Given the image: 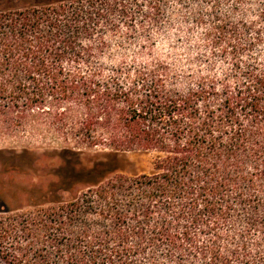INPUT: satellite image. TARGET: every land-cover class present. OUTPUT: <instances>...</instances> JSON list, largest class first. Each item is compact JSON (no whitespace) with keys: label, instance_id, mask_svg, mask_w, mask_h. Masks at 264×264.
Listing matches in <instances>:
<instances>
[{"label":"trees","instance_id":"16d2710c","mask_svg":"<svg viewBox=\"0 0 264 264\" xmlns=\"http://www.w3.org/2000/svg\"><path fill=\"white\" fill-rule=\"evenodd\" d=\"M127 1L111 0L105 8L124 17ZM193 1L205 5L192 14L203 30L195 61H225L218 75L200 73L193 59L177 67L153 54L105 65L69 30L72 20L88 22L83 5L64 24L65 7L0 12V129L51 135L62 153L94 150L104 159L85 171L89 186L79 196L62 197L21 223L8 217L6 234L27 227L58 232L89 248V256H80L86 261L75 264H95L88 259L94 248L108 246L118 249L119 260L138 254L150 264L160 257L161 264H195L201 256L211 264L235 242L220 224L238 209L247 231L262 234L258 256L248 252L242 260L264 264V0L175 5L183 11ZM145 2L147 14L157 17L167 0ZM48 23L67 31L56 29L52 46L62 48L63 60L50 65L29 57L50 47L29 28L38 32ZM141 152L155 153L150 173H117L113 161Z\"/></svg>","mask_w":264,"mask_h":264},{"label":"rangeland","instance_id":"374dc122","mask_svg":"<svg viewBox=\"0 0 264 264\" xmlns=\"http://www.w3.org/2000/svg\"><path fill=\"white\" fill-rule=\"evenodd\" d=\"M108 2L112 3L111 0H0V12L39 9L48 13L65 7L70 13L61 17L64 24L68 16L74 19L73 13L83 5L90 12L85 13L84 17L85 20L88 18V22L83 24L72 20L69 30L79 38L80 45H89L99 53L105 65L118 64L124 60L140 61L153 54L167 57L177 67H187L188 60L193 59L191 63H195L194 68L202 74L218 75L226 70L227 63L219 59L201 64L195 61L203 30L194 25L192 14L205 6L202 2L193 1L188 9L178 11L175 0H167L162 3V11L157 17L147 14L149 8L145 0H128L124 17L119 12L106 9L105 4ZM110 22L116 27H110ZM77 25L78 28H75ZM38 29L36 32L29 28L28 33L44 37L50 41V47L40 49V53L29 56L30 59L37 57L38 63L44 62L46 65L62 61L58 54L62 48L52 45L57 44L54 41L58 32H67L66 29L59 28L57 32L51 29L49 23ZM101 39L103 44L99 45ZM62 64L68 67L67 61ZM43 69L44 66H39L36 71L41 73ZM58 143L51 135L13 134L0 129V264H75L76 261H86L80 257L81 254L90 255L89 248H83L80 242L58 237L55 231L45 233L36 227H27L21 228L16 235L5 233L8 217L16 216L15 219L21 223L40 208L53 207V203L62 200V197H77L89 186L85 171L101 159L96 151L82 149L76 154L62 153ZM154 157L155 153L150 152L128 154L113 161V164L119 167L117 173L126 176L148 174L152 170ZM63 189L69 193L63 196ZM231 211L237 212L225 215L227 222H222L220 229L230 239L234 238L235 242L226 250L221 249V258H216L211 264H221L222 261L223 264H245L242 254L251 252L250 257L253 259L258 256L255 253L262 250L259 245L262 234L247 231V220L241 210ZM157 217L154 215L150 219ZM238 239L245 241L238 243ZM221 241L222 247H225L227 240L224 238ZM104 248H94L95 254L88 259L95 264H150L147 258L143 259L138 254L130 256L128 261L125 258L119 260L113 254L117 248ZM193 260L195 264H203L204 261L201 256ZM158 261L157 264L165 263L161 257Z\"/></svg>","mask_w":264,"mask_h":264}]
</instances>
